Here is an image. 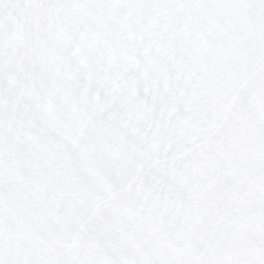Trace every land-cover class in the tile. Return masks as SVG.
<instances>
[{"label": "snow or ice", "instance_id": "6c2138e0", "mask_svg": "<svg viewBox=\"0 0 264 264\" xmlns=\"http://www.w3.org/2000/svg\"><path fill=\"white\" fill-rule=\"evenodd\" d=\"M0 264H264V0H0Z\"/></svg>", "mask_w": 264, "mask_h": 264}]
</instances>
